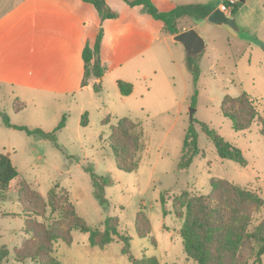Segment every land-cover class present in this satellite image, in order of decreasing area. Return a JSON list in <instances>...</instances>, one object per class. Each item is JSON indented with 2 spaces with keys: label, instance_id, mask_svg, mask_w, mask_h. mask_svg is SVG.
I'll use <instances>...</instances> for the list:
<instances>
[{
  "label": "rangeland",
  "instance_id": "1",
  "mask_svg": "<svg viewBox=\"0 0 264 264\" xmlns=\"http://www.w3.org/2000/svg\"><path fill=\"white\" fill-rule=\"evenodd\" d=\"M263 3L264 0H249L240 12L253 10L245 21L234 15L241 27L237 35L207 21L180 18V29L193 26L204 39L201 53L187 57L180 42L164 40V35L159 34L149 49L125 63L108 61L104 67L110 70L104 73L99 91L93 89L95 79L89 87L72 95L50 94L34 99L28 90L3 84L0 154H8L19 176L41 195L43 199L33 207L43 206L44 216L24 212L18 199V182L13 180L0 197V247L8 250L0 264H38L30 259L17 261L15 249L29 237L24 231L26 219L61 226L59 214H51L46 207L51 188L64 190L77 215L91 228L103 230L104 221L114 217L119 232L131 237L129 253L124 254V243L119 239L99 248L89 244L87 233L72 230L70 244L62 240L53 244L60 264H133V259L142 257H156L160 264H197L183 249V217L173 209L177 195L183 191L206 195L211 178L216 177L254 191L264 199L261 120L257 117L248 129L235 131L220 111L224 96L246 93L257 101L264 117ZM118 81L131 83V93L122 95ZM18 99L25 106L16 110ZM85 112L87 124L83 125ZM107 117L109 120L105 121ZM122 117L138 123L142 131L144 149L138 168L132 172L117 168L108 143L111 126ZM5 118L13 125L54 132L55 141L8 126ZM63 118V127L56 130ZM200 123L238 147L245 165L221 158ZM190 126L195 129L200 151L188 168L180 169L183 140ZM87 167L108 180L104 204L96 198ZM138 210L150 223L146 237H140L136 230ZM261 223L264 205L253 212L248 232ZM252 247L256 248L255 241L243 244L238 259L247 256V264H264V253L258 263Z\"/></svg>",
  "mask_w": 264,
  "mask_h": 264
},
{
  "label": "trees",
  "instance_id": "2",
  "mask_svg": "<svg viewBox=\"0 0 264 264\" xmlns=\"http://www.w3.org/2000/svg\"><path fill=\"white\" fill-rule=\"evenodd\" d=\"M94 5L102 19L114 18L116 14L106 5L105 0H84ZM130 6L141 5L143 9L154 19L163 23L164 30L175 35L180 29L177 22L182 17H191L196 21L206 19L212 10L208 5L186 4L178 5L169 11H159L151 0H124ZM225 4L231 7L232 13L237 11L239 2ZM245 34V32L243 33ZM103 30L99 29L92 45L86 44L82 50L84 63V75L82 85L87 84L89 77L101 78L105 67L101 60L100 47ZM257 41V38H254ZM194 79L197 73L193 70ZM119 91L122 95L131 93L132 84L118 81ZM100 83H94L93 89L99 91ZM257 101L246 93L236 97L226 95L220 104L221 114L229 119L235 131L248 129L255 118L261 120V133L264 136V117L261 116ZM15 109L23 108V102L16 100ZM107 117L105 121H108ZM5 123L18 130H23L29 135L55 141L54 132H44L41 129H30L22 125H13L5 118ZM81 124H87V113L82 115ZM64 118L56 128H62ZM204 133L213 142L218 155L223 159H231L241 165H245L242 151L226 141L214 129L205 123H200ZM109 147L112 150L116 166L125 172H132L139 166L140 155L144 149L142 131L138 123L127 117L118 119L110 128L108 137ZM197 135L194 127L187 129L183 140L182 151L178 162L180 169H186L191 164L194 156L199 154ZM95 188L96 198L100 204H104V186L108 183L107 178L99 176L89 167L86 168ZM15 180L18 182V199L25 213L34 216H44V208L33 207L43 198L33 188L24 182L19 172L13 166L8 154H0V197ZM210 192L206 195H191L183 191L173 200L175 213L183 217L180 236L183 249L187 257L197 264H247L248 257L238 259V251L242 245L255 241L256 248H251L255 254V261L261 262L264 253V223L256 226L248 232L253 212L264 205V199L256 192L243 188L221 178L212 177L210 180ZM42 198V199H41ZM46 207L50 213L59 214L61 226L45 225L38 220L26 219L24 231L29 234L19 248L15 249V259L24 261L30 259L38 264H60L55 255L54 243L62 240L66 244L71 243L72 230H79L88 234L91 246L104 248L115 239L124 243L122 252L129 253L130 239L127 234L120 233L118 222L114 217H108L104 221V228H91L77 215L74 205L69 201L64 190L56 191L51 188L46 197ZM135 226L140 237H146L150 232V223L142 210H138L135 218ZM8 250L5 246L0 247V261L7 257ZM133 264H160L156 257H142L133 259Z\"/></svg>",
  "mask_w": 264,
  "mask_h": 264
},
{
  "label": "crops",
  "instance_id": "3",
  "mask_svg": "<svg viewBox=\"0 0 264 264\" xmlns=\"http://www.w3.org/2000/svg\"><path fill=\"white\" fill-rule=\"evenodd\" d=\"M151 1L159 11L198 4L212 7V12L231 0ZM233 1L239 2L237 11L233 14L230 7L225 13L247 20L253 10L240 12L249 0ZM105 3L116 14L114 18L102 19L94 5L84 0H0V89L8 84L13 89L28 90L39 99L50 94L72 95L89 87L96 78L91 76L82 85V50L86 44H93L99 29L103 30L100 55L105 67L108 61L120 65L143 53L159 34L175 42L162 21L154 19L141 5L130 6L124 0ZM189 28L193 26L179 28V32ZM103 75L95 83L101 85Z\"/></svg>",
  "mask_w": 264,
  "mask_h": 264
},
{
  "label": "water",
  "instance_id": "4",
  "mask_svg": "<svg viewBox=\"0 0 264 264\" xmlns=\"http://www.w3.org/2000/svg\"><path fill=\"white\" fill-rule=\"evenodd\" d=\"M206 19L212 24L226 28L234 35L241 31L235 16L226 14L220 8L214 9ZM172 38L175 42H180L183 45L187 57L197 55L205 48L204 39L194 28L183 30L173 35Z\"/></svg>",
  "mask_w": 264,
  "mask_h": 264
},
{
  "label": "built area",
  "instance_id": "5",
  "mask_svg": "<svg viewBox=\"0 0 264 264\" xmlns=\"http://www.w3.org/2000/svg\"><path fill=\"white\" fill-rule=\"evenodd\" d=\"M230 3H234V1L231 0ZM229 8H230V6L227 5V4H224V3L221 4V6H220V9H221L223 12H227V10H229Z\"/></svg>",
  "mask_w": 264,
  "mask_h": 264
}]
</instances>
